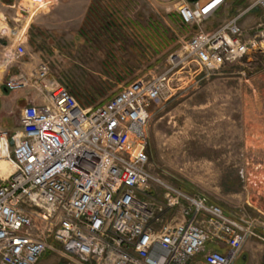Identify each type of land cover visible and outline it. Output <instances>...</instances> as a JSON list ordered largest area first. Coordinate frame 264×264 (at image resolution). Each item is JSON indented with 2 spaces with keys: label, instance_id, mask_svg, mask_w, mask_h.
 Listing matches in <instances>:
<instances>
[{
  "label": "built area",
  "instance_id": "obj_1",
  "mask_svg": "<svg viewBox=\"0 0 264 264\" xmlns=\"http://www.w3.org/2000/svg\"><path fill=\"white\" fill-rule=\"evenodd\" d=\"M26 1L42 9L53 2ZM222 4L180 0L185 35L172 66L212 70L256 49L264 25L251 39L238 17L206 26ZM254 5L264 10V0ZM25 53L18 42L15 57ZM168 72L135 79L88 107L49 77L46 61L4 81L10 92L36 88L44 101L24 105L18 125L0 130V158L12 164L0 176V264H38L47 252L65 264H236L248 239L264 248V217L226 212L149 172L145 125L151 103L170 90ZM153 183L164 186L161 201L148 196Z\"/></svg>",
  "mask_w": 264,
  "mask_h": 264
},
{
  "label": "rangeland",
  "instance_id": "obj_2",
  "mask_svg": "<svg viewBox=\"0 0 264 264\" xmlns=\"http://www.w3.org/2000/svg\"><path fill=\"white\" fill-rule=\"evenodd\" d=\"M179 3L90 0L86 19L78 11L75 26L60 31L41 28L34 19L21 59L38 55L48 63L49 77L87 107L103 104L135 79L169 70L170 90L165 99L151 103L145 125L149 172L226 212L244 208L252 217H264V45L212 70L190 61L174 67L169 56L180 50L178 36L185 35ZM21 7L33 9L26 0H0V29L13 25L10 15L15 10L20 17ZM3 46L0 37V61ZM16 119L8 117L6 128L13 130ZM2 165L0 176L6 177ZM162 183H153L148 196L161 201ZM38 264L65 263L47 252ZM236 264L246 262L240 258Z\"/></svg>",
  "mask_w": 264,
  "mask_h": 264
},
{
  "label": "crops",
  "instance_id": "obj_3",
  "mask_svg": "<svg viewBox=\"0 0 264 264\" xmlns=\"http://www.w3.org/2000/svg\"><path fill=\"white\" fill-rule=\"evenodd\" d=\"M256 1L257 0H223V4L219 8L218 13L209 20L207 27L213 28L222 24L229 18L238 17V23L245 31V37L251 39V31L262 28L264 25L263 9L254 5ZM89 3L90 0H85L83 3H79L78 0H62L61 2H59V0H53L52 3H49L48 6L43 9L31 3L33 6L31 11L23 7L19 8V10L23 12V14H20V17H17L18 13L15 10L12 11L10 19L13 25L9 26L5 22L6 25L3 24V27L0 29L3 33L1 34L0 32V37L4 39V46L6 48L9 46L8 50L5 48L4 58L0 61V100L3 105L0 111V120L2 126H5V123H2V121L4 120L5 122L8 117L12 116L17 118L16 125H18L21 109L24 105L41 103L44 101L42 94L34 87H27L18 92H10L4 86L3 80L5 76L7 79L9 77H16L20 74L29 75L37 68L40 62V58L36 54H30L29 57L25 59H21L23 56L18 59L15 57L17 43L21 42L24 44L27 39L28 23H32L35 19L39 27H51L56 31L73 28L76 23V12H81L80 16L82 20H85L88 16ZM10 8H16V4H13ZM48 12L49 14L44 15ZM51 12L55 14L50 15ZM40 14L43 15L40 16ZM23 20L26 22L24 27L21 26ZM17 22L20 24H17ZM18 26H20V28ZM254 43L256 48L263 49L264 37L263 39H257ZM240 258H243L246 264H263L264 248L253 239H248L243 246Z\"/></svg>",
  "mask_w": 264,
  "mask_h": 264
},
{
  "label": "bare ground",
  "instance_id": "obj_4",
  "mask_svg": "<svg viewBox=\"0 0 264 264\" xmlns=\"http://www.w3.org/2000/svg\"><path fill=\"white\" fill-rule=\"evenodd\" d=\"M0 162H3V165L1 167V169L5 168V171L7 170L10 173L11 168H12L11 162L9 160H7V159H4V158H0ZM8 174H7V176H8Z\"/></svg>",
  "mask_w": 264,
  "mask_h": 264
},
{
  "label": "flooded vegetation",
  "instance_id": "obj_5",
  "mask_svg": "<svg viewBox=\"0 0 264 264\" xmlns=\"http://www.w3.org/2000/svg\"><path fill=\"white\" fill-rule=\"evenodd\" d=\"M2 108H3V105H2V102L0 100V111L2 110ZM2 123H6V121L4 122V120H3ZM0 130H7L6 126L1 125V120H0Z\"/></svg>",
  "mask_w": 264,
  "mask_h": 264
},
{
  "label": "trees",
  "instance_id": "obj_6",
  "mask_svg": "<svg viewBox=\"0 0 264 264\" xmlns=\"http://www.w3.org/2000/svg\"><path fill=\"white\" fill-rule=\"evenodd\" d=\"M188 1H195V0H188Z\"/></svg>",
  "mask_w": 264,
  "mask_h": 264
}]
</instances>
